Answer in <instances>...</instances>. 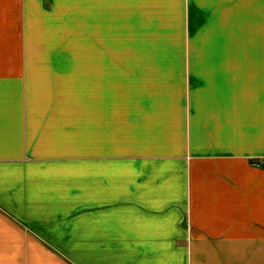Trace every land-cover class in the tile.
Returning a JSON list of instances; mask_svg holds the SVG:
<instances>
[{
  "label": "crops",
  "instance_id": "1",
  "mask_svg": "<svg viewBox=\"0 0 264 264\" xmlns=\"http://www.w3.org/2000/svg\"><path fill=\"white\" fill-rule=\"evenodd\" d=\"M0 264H264V0H0Z\"/></svg>",
  "mask_w": 264,
  "mask_h": 264
},
{
  "label": "rangeland",
  "instance_id": "2",
  "mask_svg": "<svg viewBox=\"0 0 264 264\" xmlns=\"http://www.w3.org/2000/svg\"><path fill=\"white\" fill-rule=\"evenodd\" d=\"M242 40H247L246 38L242 37ZM234 50H241V51H248L249 50V44L248 42H242L241 43V48H239L236 45V48Z\"/></svg>",
  "mask_w": 264,
  "mask_h": 264
}]
</instances>
